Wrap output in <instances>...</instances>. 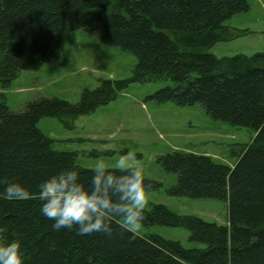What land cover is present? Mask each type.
<instances>
[{
    "label": "trees",
    "instance_id": "trees-1",
    "mask_svg": "<svg viewBox=\"0 0 264 264\" xmlns=\"http://www.w3.org/2000/svg\"><path fill=\"white\" fill-rule=\"evenodd\" d=\"M249 9L247 0H0V86L8 88L22 70L60 59L61 44L83 28L137 57L132 75L104 79L86 88L77 103L57 97L29 100L12 109L0 91V178L23 183L26 200H7L0 184V231L18 239L24 264H264V51L218 57L209 49L246 30L225 22ZM170 79L152 95L159 102L200 104L209 115L248 127L250 143L234 150L233 165L194 152L172 151L158 161L177 174L175 196L227 200L226 225L192 214H178L163 203L145 209L144 224L185 227L201 247H185L160 234L136 235L113 218L111 235L81 236L52 228L40 213L41 181L61 168L77 167L90 182L92 169L77 163V153L52 148L38 127L44 116L70 125L117 97L131 82ZM147 190L162 184L145 177Z\"/></svg>",
    "mask_w": 264,
    "mask_h": 264
},
{
    "label": "rangeland",
    "instance_id": "rangeland-1",
    "mask_svg": "<svg viewBox=\"0 0 264 264\" xmlns=\"http://www.w3.org/2000/svg\"><path fill=\"white\" fill-rule=\"evenodd\" d=\"M247 1L248 10L225 22L246 31L233 39L215 43L209 51L216 56L252 55L264 51V0ZM136 64L137 57L133 53L80 28L62 41L58 61L45 63L38 69L22 70L11 86H0V91L6 93L8 105L15 110L39 97H57L77 103L84 89H95L104 79L128 78ZM172 83L170 79L131 82L116 98L79 116L70 125L57 117L44 116L38 127L52 139L54 150L76 152L77 163L84 167L93 168L98 159L113 163L121 153L133 152L144 166L145 177L162 184L148 190L147 210L156 203H163L178 214L197 215L226 225L228 201L171 194L169 189L177 183V174L167 171L158 157L178 150L209 155L216 162L233 165L238 159L234 150L250 143L255 132L213 118L200 104L159 102L152 97ZM139 233L160 234L188 248L203 246L191 239L185 227L143 223Z\"/></svg>",
    "mask_w": 264,
    "mask_h": 264
},
{
    "label": "clouds",
    "instance_id": "clouds-1",
    "mask_svg": "<svg viewBox=\"0 0 264 264\" xmlns=\"http://www.w3.org/2000/svg\"><path fill=\"white\" fill-rule=\"evenodd\" d=\"M7 200L31 198L21 182L0 178ZM40 213L52 220V228L72 229L81 236L94 232L111 235V221L118 218L121 226L139 234L149 203L144 166L133 152L121 153L113 163L98 159L86 185L77 167L61 168L40 182ZM25 254L18 239H9L0 231V264H24Z\"/></svg>",
    "mask_w": 264,
    "mask_h": 264
}]
</instances>
